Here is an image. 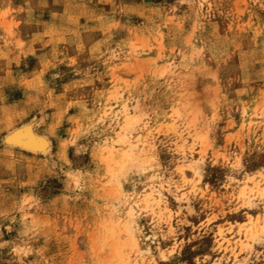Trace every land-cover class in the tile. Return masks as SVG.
I'll return each instance as SVG.
<instances>
[{
  "label": "rangeland",
  "instance_id": "1",
  "mask_svg": "<svg viewBox=\"0 0 264 264\" xmlns=\"http://www.w3.org/2000/svg\"><path fill=\"white\" fill-rule=\"evenodd\" d=\"M262 201L264 0H0V264H264Z\"/></svg>",
  "mask_w": 264,
  "mask_h": 264
},
{
  "label": "snow or ice",
  "instance_id": "2",
  "mask_svg": "<svg viewBox=\"0 0 264 264\" xmlns=\"http://www.w3.org/2000/svg\"><path fill=\"white\" fill-rule=\"evenodd\" d=\"M214 78V77H213ZM155 97L152 98H144L141 102V106L145 109H151L153 103H154ZM133 117L129 118V127L125 129L126 132L131 133V129L136 127V125L140 122H143L146 117L145 115L140 111V106H137L133 109ZM66 143L72 144L74 143L73 140H68L66 141ZM77 152H81L83 151V149L77 147ZM203 161H198L197 163H202ZM217 161L213 160L212 163H216ZM77 167H79V165H77ZM69 168H73L72 164L70 163ZM242 170V166L239 162V157L237 156V163L233 165V174H235L236 171H241ZM147 166H134V167H130L127 170H122L121 173H119L116 177V179L114 180V183L116 185L117 191L121 194H123V189L121 188V185H123V188L126 189L129 186H131V188L134 191H140L139 188H137V184L139 183L137 182H132L131 185L129 184L130 181V176L132 174H136L138 172H147ZM177 171H179V169H177ZM134 201H135V197H127L124 196L122 203H124L127 208H128V219L126 221V223L129 225L131 231H136V228H131V226L133 224H141L143 223V221H138L134 219V215L136 212V208L134 207ZM264 202V201H262ZM247 207H255L254 204L249 203L247 205ZM124 209H121V212L123 213ZM143 213V210H142ZM123 219V216L121 217ZM209 223H211V221H209ZM121 238H123V234L121 235ZM148 237L146 235H141L140 236V240H147ZM257 243H259L261 245V248L264 249V233H262L259 237V239L256 240ZM175 249L173 248V251ZM15 251V249H14ZM172 253L171 252H160L159 253V261H154V264H160V261H167L168 256H170ZM169 264V261H168ZM210 264V262H209Z\"/></svg>",
  "mask_w": 264,
  "mask_h": 264
},
{
  "label": "bare ground",
  "instance_id": "3",
  "mask_svg": "<svg viewBox=\"0 0 264 264\" xmlns=\"http://www.w3.org/2000/svg\"><path fill=\"white\" fill-rule=\"evenodd\" d=\"M6 139H8L9 141L12 140L14 142L23 141V143H26L27 145H29V146L23 145V147L24 148L27 147V148H30L32 150H34V149H36V150L37 149L45 150L47 148V146H48V141L43 136H40V135L36 134L34 131H32L30 125H24L23 127L18 128V129L14 130V131L12 130L10 134H7ZM122 157L125 160H127L130 157L129 152H127V151L123 152V156ZM243 190H245V189H241V191H240V194H242V195L244 194L243 192H245ZM262 223H263V221H262ZM246 227H245V231L246 230H248V231L251 230L250 229L251 225H249L247 228ZM260 228L263 230L264 229V224H262L260 226ZM258 229H259V227H258ZM255 231L256 230L254 229L253 232H255ZM253 232L251 231V236L254 235ZM247 236L249 237V235H247Z\"/></svg>",
  "mask_w": 264,
  "mask_h": 264
}]
</instances>
